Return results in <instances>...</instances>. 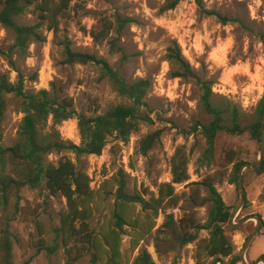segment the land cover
<instances>
[{"label":"rangeland","instance_id":"374dc122","mask_svg":"<svg viewBox=\"0 0 264 264\" xmlns=\"http://www.w3.org/2000/svg\"><path fill=\"white\" fill-rule=\"evenodd\" d=\"M70 17L63 20L58 38L45 32L47 42L32 45L26 62L19 67L25 73L27 88L30 92L46 89L51 97L73 99L78 113L92 115L96 111L104 114L110 109L128 104L119 96L107 79L101 78L98 66L64 65L63 48L59 38L66 36L76 52L94 54L106 60L126 80L150 79L153 87L145 102L151 110L152 123L142 126L139 134L128 143L112 136L101 156H86L81 161L70 151L62 155L52 154L49 161L57 164L62 156L73 159L80 169L92 179L91 187L98 190L106 179L117 174L119 169L129 175L128 192L134 188L146 189L157 193L161 183L171 182V159L175 151L185 147L191 155L189 167L190 181L198 182L209 171L197 170L196 160L205 146V140L187 135L198 122L205 123L207 118L200 103V91L193 81L171 78V70L165 61L166 48L170 40H176L182 48L184 57L191 63L195 72L205 80L214 83L216 96L226 97L238 105L246 125L255 119V110L264 98V2L262 0H184L173 11L161 12L164 0H70ZM212 13L226 17L222 22ZM130 17L135 20L124 30L118 25L110 38L99 44L91 32L101 29L103 19L116 21L117 17ZM37 16L29 12L20 20L23 24H36ZM14 34L0 26V49H7L14 43ZM115 49H122L128 56L122 59L120 52H111L109 41ZM0 71L11 73V80L17 79L16 72L10 68L7 57L0 52ZM36 80H32L35 74ZM21 100L8 97V107L0 129V144L10 147L18 138V130L23 119ZM64 140L75 145L81 144L76 119L59 126ZM162 131L161 144L147 157H136L135 146L141 137ZM262 143L254 141L249 133L241 136L223 134L217 142L216 170L228 152H237L245 165L260 160ZM134 164L135 169L130 168ZM252 168V167H249ZM243 171L246 201L241 206V191L235 185L225 182L219 189L225 202L233 207V225L240 228L233 232L238 252L245 254L246 261L241 264H264V228L258 218L264 221V175L254 170ZM187 183V184H188ZM186 184V185H187ZM177 185L179 195L188 193L191 188ZM207 191L204 189L203 194ZM19 206L13 202L8 209L0 207V229L8 225L16 237L14 247L15 264H67L61 239L57 230L61 214L67 208L62 196H53L48 190L46 180L37 189L25 187L21 192ZM112 202V201H111ZM104 202L92 221V229L97 230L109 220V203ZM181 210H193L186 199L180 204ZM181 210L174 211L179 217ZM201 218H206V208L199 209ZM247 218L248 222L240 224ZM164 217L158 220L162 224ZM260 225V226H259ZM259 227V228H258ZM259 229L256 233L255 230ZM57 252L49 255L38 250L40 235ZM254 235L250 241V237ZM206 234H202L205 237ZM128 239L124 241V250ZM148 250L154 255L153 247ZM194 251L190 245L183 252L182 264L188 261ZM192 263V261H189ZM169 264V262H167ZM76 264H91L86 256Z\"/></svg>","mask_w":264,"mask_h":264},{"label":"trees","instance_id":"16d2710c","mask_svg":"<svg viewBox=\"0 0 264 264\" xmlns=\"http://www.w3.org/2000/svg\"><path fill=\"white\" fill-rule=\"evenodd\" d=\"M183 1L164 0L161 12L173 11ZM70 3V0H0V26L13 33L15 38L7 51L0 49V52L17 74V79L12 81L10 72L0 71V129L9 96L21 100V113L24 115L15 144L10 147L0 144V207L8 209L13 202L19 206L22 190L25 187L37 189L45 179L50 194L60 195L67 201L57 230L67 264H76L86 256H90L91 264H182L183 252L190 245H194V251L185 264L243 263L232 236L240 228L234 227L233 207L225 202L219 187L228 182L238 189L240 172L246 163L237 152H228L224 163H220L216 170L212 168L216 164L217 142L221 135L249 133L254 141L262 143L264 98L256 107L254 121L246 125L238 105L226 97L216 96L213 81L201 78L184 57L179 43L170 40L165 61L170 65L171 78L193 81L200 91V103L207 120L198 122L185 134L194 136L196 140L199 137L205 140L196 165L197 170L209 172L200 181L188 183L193 150L188 153L185 147H180L171 159V182L161 183L156 194L137 187L132 193L128 192L129 175L123 169L95 190L91 187L89 174L73 159L62 156L55 164L49 161V157L67 151L73 153L77 161L86 156H101L112 136L128 143L140 133L144 124L152 123L151 110L145 99L153 84L150 79L126 80L106 60L94 54L74 51L70 39L62 36L59 40L63 48V64L98 66L101 78L107 79L128 104H120L104 114L96 111L87 115L78 113L69 97L52 98L46 89L30 92L26 85L30 79L19 64L27 61L32 45L47 42L45 32L58 38L63 20L70 17ZM29 12L37 16L38 22L20 23ZM212 14L224 23L228 21L226 17ZM134 22L130 17L118 16L116 21L103 19L101 29L90 34L96 43L101 44L110 38L117 25L122 31ZM261 38L264 42V36ZM109 44L112 53L117 51L123 60L128 58L122 49H115L112 40ZM37 78L36 73L32 80ZM73 119L78 121L80 145L64 140L59 130L60 125ZM161 140L162 131L141 137L134 155L147 157L161 144ZM130 168L134 170V164ZM249 169L264 175V161ZM177 185H186L191 190L179 195ZM204 189L206 195L203 194ZM185 199L193 205V210H181L180 204ZM107 201H112L108 208L109 220L94 230L92 221ZM202 208H206L204 220L199 213ZM176 210L182 211L179 217L174 213ZM162 216L164 221L159 225L158 220ZM263 228L262 220L260 229ZM202 234L206 236L202 237ZM40 236L38 250L55 254L59 246H50L43 234ZM125 239H128V247L124 250ZM16 242L8 225L0 229V264H15ZM148 247L154 248L157 260Z\"/></svg>","mask_w":264,"mask_h":264},{"label":"water","instance_id":"95a60500","mask_svg":"<svg viewBox=\"0 0 264 264\" xmlns=\"http://www.w3.org/2000/svg\"><path fill=\"white\" fill-rule=\"evenodd\" d=\"M264 161V121H263V140H262V150H261V157H260V160L257 161L256 163H252V164H248V165H244L241 169V172H240V176H239V188H240V191H241V206H243V204L245 203L246 201V197H245V188H244V181H243V171L246 169V168H249V167H255V166H259L263 163ZM251 218H247L245 219L244 221H242L240 224H244L246 222H248ZM258 221L259 223L262 222V219L261 218H258ZM236 226V225H234ZM260 226V225H259ZM259 228V227H258ZM256 229L255 230V233L259 230V229ZM254 237V235H252L250 237V241L252 240V238ZM242 260L243 262L246 261L245 259V254L242 255ZM255 264H258V263H255Z\"/></svg>","mask_w":264,"mask_h":264}]
</instances>
